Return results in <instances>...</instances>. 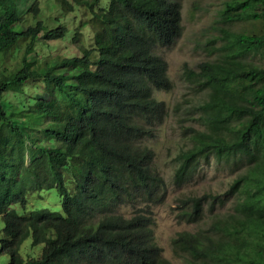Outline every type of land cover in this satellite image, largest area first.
<instances>
[{
  "label": "trees",
  "instance_id": "16d2710c",
  "mask_svg": "<svg viewBox=\"0 0 264 264\" xmlns=\"http://www.w3.org/2000/svg\"><path fill=\"white\" fill-rule=\"evenodd\" d=\"M55 1L63 12L80 5L91 14L89 41L80 37L81 23L75 29L81 54L48 56L41 41L67 28L49 26L37 3L24 10L19 0H0V254L8 264H174L143 205L162 201L168 184L142 140L168 112L154 91L174 84L160 48L184 32L182 2ZM217 26L210 57L184 66L206 97L199 125L188 127V145L176 153L173 182L184 186L214 160L236 172L225 192L235 199L215 212L226 196L180 198V219L205 220L208 201L210 217L178 231L171 246L183 264H264V0L227 1ZM35 78L45 85L35 97L28 90L30 102L5 97ZM31 182L56 187L62 209L25 211ZM126 204L130 216L119 210ZM29 236L42 249L24 257Z\"/></svg>",
  "mask_w": 264,
  "mask_h": 264
},
{
  "label": "rangeland",
  "instance_id": "374dc122",
  "mask_svg": "<svg viewBox=\"0 0 264 264\" xmlns=\"http://www.w3.org/2000/svg\"><path fill=\"white\" fill-rule=\"evenodd\" d=\"M106 1L103 0L101 4H106ZM227 1L229 0H181L184 32L175 44L160 48V53L168 60V73L174 84L168 90L155 88V95L166 101L168 112L163 122L154 129L153 136L143 139L142 142L153 149L154 167L164 175L168 184V191L162 201L148 205L143 203V205L152 210L151 213L155 220L153 230L156 242L163 248V255L174 264H183V262L182 258L173 253L171 238L178 231L195 230L199 225H204L210 217L208 201L205 220L200 223H192L180 219L177 216L182 205L180 198L204 193L226 196V205L221 207L217 202L213 209L215 212L230 208L235 199L225 192L236 177V172L218 165L214 160L210 163H203L200 173L184 186H177L173 182L174 169L177 163L176 153L181 147L188 145L187 139L190 130L188 127L199 125L197 122L199 108L204 97H206L205 91L199 84L188 79L184 66L188 64L192 67H198L201 61L210 57L212 45L217 43L214 42L215 40L219 39L218 18ZM34 3L38 4L43 18L49 26L59 24L67 28L63 37L49 41L43 39L41 41L43 52L48 56L81 54L74 41L75 29L81 23L84 26L82 31L85 29L80 37L89 41L91 33L84 23H88L91 14L80 5H74L72 10L63 12L55 0H19L21 8L24 10H28V7ZM58 19L60 20L58 21ZM26 85L27 90L22 92L11 87L6 92L5 97L16 103H28L30 102L28 90H33L34 97L38 96L41 93L40 88L45 85V82L43 79L35 78L27 81ZM70 105L72 106V104ZM43 127L55 128L56 125L52 123ZM42 139L45 144L48 143L46 136H43ZM27 188V208L25 211L42 207L53 210L62 209V196L56 187L38 189L31 182ZM11 207L18 209L19 212L24 211L21 203H14ZM132 209L133 206L129 204L119 208L126 216L131 215ZM2 227L3 221L0 215V236ZM41 249L42 245L33 244L30 236L20 246V252L24 257L37 256ZM8 262L9 255L0 254V264H8Z\"/></svg>",
  "mask_w": 264,
  "mask_h": 264
}]
</instances>
